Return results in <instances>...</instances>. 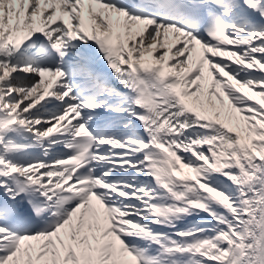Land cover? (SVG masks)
<instances>
[{
    "label": "snow or ice",
    "instance_id": "snow-or-ice-1",
    "mask_svg": "<svg viewBox=\"0 0 264 264\" xmlns=\"http://www.w3.org/2000/svg\"><path fill=\"white\" fill-rule=\"evenodd\" d=\"M0 264H264V0H0Z\"/></svg>",
    "mask_w": 264,
    "mask_h": 264
}]
</instances>
